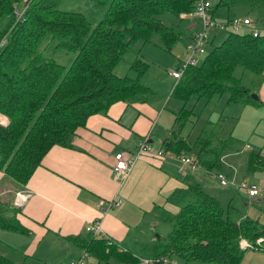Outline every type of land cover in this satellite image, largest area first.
Instances as JSON below:
<instances>
[{
  "label": "trees",
  "instance_id": "trees-1",
  "mask_svg": "<svg viewBox=\"0 0 264 264\" xmlns=\"http://www.w3.org/2000/svg\"><path fill=\"white\" fill-rule=\"evenodd\" d=\"M60 1L0 0V112L9 121L7 126L0 125V171L16 187L26 185L52 146L72 147L74 134L91 115L107 112L116 102L130 105L148 100L154 92L142 82V76L150 63L141 55V47L135 46L150 42L152 34L158 33L162 47L171 51L180 32L159 15L189 14L196 3L93 0L105 11L92 24L83 13L59 9ZM238 3L264 17V0H215L209 11L213 17L217 8ZM232 19L228 17L225 26ZM209 43L211 48L203 59L186 68L173 85L170 96L183 105L174 113L171 136L162 141L160 149L177 157L190 156L201 168L217 172L223 166L221 157L239 150L237 140L231 132L223 136L220 119L207 120L194 141L182 136L183 127L195 115L187 103L193 97L208 103L226 95L228 103L262 104L251 93L264 81V34L229 30L219 44ZM51 44L73 54L68 65L46 52ZM129 52L134 53L129 62L131 73L118 75L114 68ZM237 67L252 73V84L242 83L235 75ZM259 171H264V156L251 148L245 172ZM160 206L163 210L158 218L169 223L171 230L156 238L154 224L151 237L135 250L91 232L69 238L98 261L114 258L136 264L150 259V264H173L175 257L183 264H240L248 248H240L239 241L245 238L254 244L264 237V225L237 207L235 197L223 204L206 192L191 172L184 174L181 185L166 195ZM19 210L12 200L0 199V228L27 234L17 218ZM252 249L264 251V243ZM0 264L49 263L37 259L35 263L14 262L0 253Z\"/></svg>",
  "mask_w": 264,
  "mask_h": 264
},
{
  "label": "crops",
  "instance_id": "crops-1",
  "mask_svg": "<svg viewBox=\"0 0 264 264\" xmlns=\"http://www.w3.org/2000/svg\"><path fill=\"white\" fill-rule=\"evenodd\" d=\"M179 17L189 21L183 30L187 31L191 38L193 32L200 29L197 17L192 15ZM228 17H230L229 14L227 19ZM209 40L213 41L211 37ZM142 46H140L141 50ZM172 50H174L173 47ZM176 57L175 65L182 60L178 55ZM174 83L175 79L173 85ZM263 87L256 92L262 104H240L243 108L241 111L246 112L256 123L264 120ZM172 88L173 86L169 96ZM162 109L165 110L164 106L157 111L146 101L130 105L116 102L108 108L107 112L91 115L85 126L77 129L72 139V147L54 145L48 150L26 185H20L15 189L30 193L17 213L18 220L28 230L27 234L16 237V240L20 241V250L13 247L20 251V261L27 256L26 260H31L30 262L33 263L37 259L49 264H68L69 261L82 258L83 249L69 237L86 233L85 227L91 222L100 224V232L96 236L113 239L134 250L140 243L151 237L150 233L153 229L150 223L153 225V221L148 222L146 231L140 228V225L143 218L147 220L148 212L151 211H145L143 214L141 208L151 206L152 195L137 198L136 190L148 189L150 184L153 186L156 184V189L165 193L163 198L165 199L166 195L180 186L176 182L179 181V176L183 178L187 172L181 171V163L177 159L152 154L139 156L123 181L113 178V166L116 152L121 151L126 156L131 155L135 152L138 141L143 137L147 138L149 144L154 142L151 144L153 149H160L162 141L171 136L174 123L169 115L166 116V125L159 124L161 131L157 138L152 136L153 125H157L160 120L163 114ZM175 112L170 114L173 115ZM259 127L261 132L252 130L253 137L251 135L250 139L245 141L248 142V150L259 149L264 156V123ZM221 159L223 166L219 171L223 172L228 179L233 178L237 173L240 174L241 150L227 152ZM188 172L197 177L206 192L220 200L224 198L229 200L232 197L227 191L233 190L229 186H221L212 179L211 172L203 168ZM241 179L240 182L245 181L244 177ZM11 184L12 182L0 171V198L10 200L11 196H7L6 193L11 191ZM251 197L257 201L263 199L257 196ZM118 198L122 199L121 204L108 208L109 203ZM169 209L175 210L173 206ZM137 230L140 234H136ZM132 233L136 234L133 240L130 238ZM128 242L132 246H127ZM81 253H83L82 256H80Z\"/></svg>",
  "mask_w": 264,
  "mask_h": 264
},
{
  "label": "rangeland",
  "instance_id": "rangeland-1",
  "mask_svg": "<svg viewBox=\"0 0 264 264\" xmlns=\"http://www.w3.org/2000/svg\"><path fill=\"white\" fill-rule=\"evenodd\" d=\"M207 1L211 7L215 3V0H207ZM58 8L66 11H75V12L83 13L85 17L92 24L97 23L102 18L105 11L103 7L97 5V3L93 0H61L58 5ZM228 14L230 17L235 19H242L241 18L242 16H247L248 18H250L251 24L245 26L243 25L239 29H234L229 25L226 28L224 27L222 28L220 25L227 20ZM159 18L166 25L174 26L176 29L178 28V30L181 32L180 39H178L173 45L174 50L171 49L172 51H167L162 47L163 45L162 40L158 33L152 34L151 42H147L145 44L143 42H138L135 46V48L138 49L140 46L144 44L142 46V50L140 51V53L145 58V60H147L150 63V67L148 71L142 76V82L146 85H149L153 89L154 93L149 96L146 102H148L150 105H153L157 109V111L160 110L162 106H164L165 108V110L162 109L163 114L160 117V120L158 121L157 125L155 126L153 125L152 136H154L155 139L157 138V135L161 131V127H159V124L165 126L166 125L165 117L166 116L168 117V115L169 117H171V119L174 120V114L172 115L170 113L179 110V108H181V106L183 105V102L181 100L169 96V92L171 90V87L173 86L174 79L172 78V76H169L168 73L174 70L176 68L175 66H177L175 65L176 64L175 62L177 61L176 55H178L181 59H186L188 56L187 48L192 44V38L189 37L187 31L183 30V27L186 26L187 23H189L187 19L182 20L179 16H175L169 12H164L160 14ZM197 19H198L197 21L199 28L201 29L202 27L201 20L199 18ZM213 21L216 23V25L209 27L207 30H208L209 38L211 37V39H213L214 44H219L225 38L229 30H235L240 33H247V32H251L252 29H257L260 33L264 34V17H259L255 10L251 11L250 7L244 3H238L226 7L217 8L214 11ZM210 48L211 45L209 43L206 46V53L210 50ZM46 52L51 56H53L59 63L64 65H68L71 59L73 58V54L71 52L65 51L61 48H55L53 44L48 46ZM205 54L195 55L198 63L203 59ZM133 57H134L133 52L127 53L124 59L115 66L114 72L117 73L118 75L131 73V70L129 68V62L133 59ZM235 75L240 76L243 84L245 85L252 84L253 75L248 70H244L241 67H237L235 70ZM263 75H264V71H263ZM263 85H264V81H263ZM263 85L261 84L259 88H262ZM226 101H227L226 95H224L221 99H213L208 103H206L204 99L197 100L195 97H193L187 103V107H193L195 115L192 117V120L188 121L183 127L182 136L187 138L189 141H194L207 120L215 121L220 119V122L224 125L223 136H226L228 133L231 132L232 135L235 137V139H237L238 148L239 150H241V160L239 161L240 174L237 173L233 178H229V182L233 183V185H228V186L233 191H227V192L232 197H235V204L237 207H239L246 215H248L253 219H258L260 223L264 225V171L255 172L253 174H248L245 173L244 171L247 152H248L247 149L248 142L245 140L250 139L251 135L253 137L252 130L255 132H261L259 126H262L264 120H262L260 123H256L252 119V117L246 114V112L241 111V109L243 108H241L242 106L240 104H234V103L227 104ZM194 120H196V122H193ZM156 122L157 119L155 121V124ZM179 177L180 179L182 178V176ZM242 177H244L245 179L244 182H247L248 184L255 182L254 184H256L261 189L259 194L256 196L257 198L262 197L263 199L257 201L253 199L244 189L237 188L235 186L240 183ZM180 179L179 181H176L179 185H181ZM13 185L12 184L10 185L11 191H7L6 193L7 196L8 194L13 193L15 195V193H17L18 191H23V190H15L17 187L16 185L14 186ZM156 186H157L156 184L154 186L150 184L148 186V189L139 188L136 190V196L138 198L139 196H147L149 194L152 195L151 200H153V203L151 204V206L142 207L141 212L145 214L144 213L145 211H150L152 209L153 210L151 213L148 212V216H147L148 221L143 218L140 228L146 231L147 227L149 226L148 222L152 219L156 220L155 223L153 222V225L157 224L155 226L156 232L153 233L152 231L150 234L153 233V235L157 238L159 235H164L168 233L171 230V225L167 222H163L159 220L158 218L159 213L161 212V210H163L162 206L160 205L163 203L164 200L163 198L165 196V193H161L159 190H157ZM227 199L228 198L222 199L221 200L222 203L226 204L228 201ZM11 200H12V196L10 197V201ZM157 205L160 207L156 208L155 206ZM15 206H19V205H15ZM170 207H172V205H166V208H170ZM150 225L151 228L153 229V225L151 223ZM7 231L8 230L5 231L4 229L0 228V253L14 262H23L24 260L30 262L31 260H26L27 256H24L23 260L20 261V251H19L20 241H17L16 237L22 236L23 233L19 234L11 231L7 232ZM138 233L139 231L137 230L136 234ZM136 234L135 233L130 234L131 240H133ZM127 246H132V245L130 242H128ZM10 249L13 250L14 252L11 251ZM82 254L83 253H81L80 256H82ZM85 263L86 264H124L120 260L114 258L98 261L97 258L94 257L89 252L86 256ZM171 263L183 264V261L181 259L173 257L171 259ZM136 264H146V263L143 260H141ZM193 264H217V263L195 262ZM240 264H264V251L248 248L245 251Z\"/></svg>",
  "mask_w": 264,
  "mask_h": 264
},
{
  "label": "built area",
  "instance_id": "built-area-1",
  "mask_svg": "<svg viewBox=\"0 0 264 264\" xmlns=\"http://www.w3.org/2000/svg\"><path fill=\"white\" fill-rule=\"evenodd\" d=\"M209 3L207 0H196L195 3V9L193 12L187 14V13H181L179 16L182 18L186 17L187 15H192L201 20L202 27L201 29H197L193 32L191 38H192V44L187 48L188 50V56L186 59H182L178 61V64L176 68L169 72V74L177 81L183 74L186 68L190 66H194L197 64V59L195 57L196 54H205L206 53V46L209 44V35H208V28L216 25V23L213 21L212 14L209 11ZM251 24L250 18H243V19H235L233 18L232 21L228 24L234 29H239L243 25H249ZM227 25V26H228ZM222 28H226L225 24L220 25ZM252 34L254 36H258L260 32L257 29H252ZM9 123L8 118L5 114L0 112V125L7 126ZM142 154H152L157 155L161 157H169V158H175L181 163V171L182 172H188V171H194L198 168H201L192 157L184 155V156H174L172 154H167L163 150H155L152 148V146L148 143L147 138L143 137L141 138L137 145L135 152H133L131 155L126 156L125 153L118 151L114 155V166H113V178L118 181H123L131 171L135 161L138 159L139 156ZM187 168V169H186ZM211 178L216 180L221 186H228L233 185V183L229 182V179L226 177V175L221 172H211ZM237 188L244 189L250 196H256L259 194L261 189L254 183L248 184L247 182H240L238 185H235ZM30 196V193L28 191H18L14 195L13 202L15 205H23L24 202L27 200V198ZM122 202L121 198L112 200L108 208H113L116 206H119ZM106 211V210H105ZM85 230L87 232H91L93 234H98L100 232V224L98 222H91L88 223L85 227ZM264 243V237H259L255 240L254 244L247 239H241L239 241V246L242 249L246 248H254L258 246H262ZM86 253L84 252L83 257L79 258L77 260L69 261L68 264H85L86 259ZM143 261L146 264H150V259H143Z\"/></svg>",
  "mask_w": 264,
  "mask_h": 264
},
{
  "label": "water",
  "instance_id": "water-1",
  "mask_svg": "<svg viewBox=\"0 0 264 264\" xmlns=\"http://www.w3.org/2000/svg\"><path fill=\"white\" fill-rule=\"evenodd\" d=\"M251 97L254 99V100H259V96L256 94V93H251ZM158 236V235H157ZM159 237V236H158Z\"/></svg>",
  "mask_w": 264,
  "mask_h": 264
}]
</instances>
